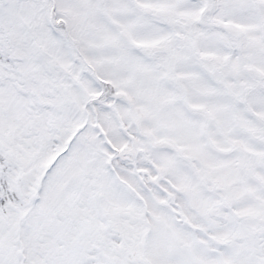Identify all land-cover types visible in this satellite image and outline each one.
<instances>
[{"label":"snow or ice","instance_id":"1","mask_svg":"<svg viewBox=\"0 0 264 264\" xmlns=\"http://www.w3.org/2000/svg\"><path fill=\"white\" fill-rule=\"evenodd\" d=\"M0 264H264V0H0Z\"/></svg>","mask_w":264,"mask_h":264}]
</instances>
